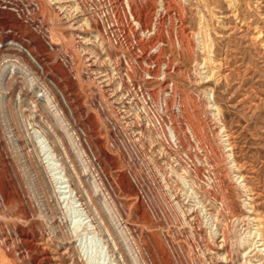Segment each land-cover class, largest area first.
<instances>
[{
  "label": "rangeland",
  "instance_id": "rangeland-1",
  "mask_svg": "<svg viewBox=\"0 0 264 264\" xmlns=\"http://www.w3.org/2000/svg\"><path fill=\"white\" fill-rule=\"evenodd\" d=\"M33 1L39 6L34 18L40 25L50 24V39L58 48L47 47L31 25L0 14V27L13 28L17 41L24 42L44 69L35 71L34 61L29 63L17 49L10 65L0 52V180L10 179L20 196L11 208L0 210V235H6L12 245H2L0 239V264H8L3 254L16 264H34V256H39L37 250L18 255L21 229L35 236L34 242L49 251L54 264H232L222 248L223 238L211 235L210 226L184 195L182 178L191 177L174 167L181 162L183 167L201 169L202 181L212 191L210 201H215L216 211L220 208L226 214L220 220L230 226L231 246L238 242L236 235L245 240L252 231L256 235L261 221L264 231V0H174L175 8L168 10L161 0H142L144 31L139 28L133 39L147 42L146 50L164 43L150 61L163 67L168 62L169 68L174 64L179 69L173 68L164 79H145L134 55L105 36L101 45L93 27H77L83 22L80 14L91 12L95 4L67 23L64 13L46 0ZM168 12L176 22L181 20L187 42L182 48ZM164 13L167 20L157 24ZM81 40L87 41V50L95 52L100 62L93 53L84 56L76 51ZM60 49L71 55L73 72L59 60ZM124 53L129 63L119 66L118 58ZM131 82L136 83L135 89L143 85L155 101H145ZM20 85L24 86L21 95ZM38 93L44 96L37 97ZM144 103L154 117L165 115V128L181 120L189 143L186 138L184 144L160 143L148 135L142 125L149 115ZM173 104L185 114L180 116L178 107L172 110ZM49 124L67 149L66 159L81 186L97 194V210L91 217L69 192L66 170H62L66 163L61 166L50 148H43L47 144L42 132ZM125 130L135 132L131 157L120 146ZM157 172L176 185L180 196L175 200L184 204L186 213L166 208L161 191L150 188ZM123 176L133 183L149 212L154 214L157 207L166 216L145 218ZM237 215L242 218L235 219ZM106 226L113 239L105 234ZM257 244L256 248L253 243L245 245L250 246L247 264H264L262 242Z\"/></svg>",
  "mask_w": 264,
  "mask_h": 264
},
{
  "label": "bare ground",
  "instance_id": "bare-ground-1",
  "mask_svg": "<svg viewBox=\"0 0 264 264\" xmlns=\"http://www.w3.org/2000/svg\"><path fill=\"white\" fill-rule=\"evenodd\" d=\"M28 1L35 3L37 5V3L34 2L33 0H28ZM90 1L91 0H85V1L83 0L82 2L76 1V0H68V1H65V0H46V2H48L50 5L54 6L55 9L59 11V13H64V15L62 16L63 17L62 19H67V23H72L73 20L76 18L77 13L82 11L83 8H85L86 11H90ZM96 1H97L96 4L94 3L96 6L91 12L85 13V14H83V13L80 14L79 20H82L83 22H81V24H79L77 26L78 28H81V29L82 28H85V29L89 28L90 29V27H93L94 29H96L98 33L95 34V37L99 39V42H101L100 43L101 45L104 44L103 39L105 37H106V39L111 40V42H113V44L116 41L119 45V48L122 51H125L127 53L129 52L130 54L134 55L135 62L137 64V66H139V68H142L141 72H139V74H140V76L143 74L142 76H144L145 79L156 78V77H160V78L164 79L166 77V75L169 74L173 68L175 70L178 69V67L174 64H172V67L169 68L170 65H168V62H165V65H164L165 67H163L161 65L159 66L158 63L156 62V64H155L156 66L154 68H152L153 64L150 60H152V59L155 60L157 54L151 53V51L146 50L147 49L146 47L148 44L147 42L145 43L143 41H140V42L137 41L139 43V47H140L139 54L133 50V44L135 43L133 37L137 38L138 31H140V30H138L139 28H141L142 31H144L143 21L141 18L142 15H141V12L139 11V6H140V4H142L141 3L142 0H96ZM65 2L66 3L68 2V3L65 4ZM161 2H163V5L166 7V10H168L169 8H175V5H176L174 0H161ZM37 7L39 8L38 5H37ZM172 10L174 11V9H172ZM5 13H7L8 15H11L12 18H14V19L15 18L18 19L17 15L12 13V12L11 13L5 12ZM166 15L167 14L164 13V14L158 16V19H157L158 23L157 24H159L161 22L164 23V21L167 20ZM168 15H169V18L171 20V22H170L172 25L171 28L177 34L178 47L182 48V46H184L185 43H187V42H186L185 37L183 36V33H182L181 20H179L178 22L173 20L174 16H173L172 12H168ZM74 25L75 24H72L71 27H74ZM136 26H138V28H136ZM103 36H105V37L103 38ZM5 37L6 36H3V39H0V41L6 40ZM260 37H261V35H258L256 39H259ZM106 39H105V41H106ZM15 41H16V43L13 44V46H12L13 49H17V51L21 54L25 51L24 48L29 50L30 54L38 62L37 57L31 52L30 49L26 48L22 42L17 41V40H15ZM86 42H87L86 40L85 41L81 40V42H80L81 44L76 46V51L81 53L84 56H86L87 54L93 53L94 57H96V60L98 59V62H100L99 58H97L98 55L95 52H93L91 50H87L86 45H85ZM161 45H162L161 43L158 45L159 46L158 50H160L162 48V47H160ZM19 58H25V57L23 56V57H19ZM102 63L109 64L110 61L104 60V62H102ZM117 63L119 66L127 65L129 63L128 55L126 53L122 54L118 58ZM110 64H112V63H110ZM41 69L44 71L42 66H41ZM23 89H24V86L20 85L19 86V94L20 95H21V91H23ZM41 96H44V93H42L41 95H39V93L37 94V97H41ZM45 98H47L46 99L47 101L49 100L47 95ZM146 99L147 98H145V101H147ZM150 99L155 101L154 100L155 98L152 94L149 95V100ZM50 104H51V102H50ZM158 106H159L158 110H160V108H163V110H164L163 102H161V101L158 102ZM214 106H215V103H212L209 105V107L211 109ZM177 107L178 106H176V104H173L172 110L175 111ZM144 108L147 110L149 115L145 116L144 123L142 125H144V126L146 125L144 130H145V132H149V133H147L148 135L155 137L156 141H159L160 143L163 141L165 143V140H166V142H168V143L172 142L173 144H177L179 142V144L180 143L184 144L185 138H186V143H189L188 129L184 127L181 120L179 123H175L174 127L172 124V126L165 128L167 121H166V117H164L165 116L164 114H163L164 116L160 115L161 117L160 116L154 117L153 115L150 114L151 108L149 106H147V103H144ZM178 113H180V116L185 114L182 112V109L180 108V106L178 107ZM135 122H137V121H135ZM190 123H193V122H190ZM188 128H189V131L191 132V134H193L194 138H196V129L193 128V126H191V125L188 126ZM43 132H42V134H43V137L45 138V142L47 144L46 146L44 145L43 148L44 149H47V147L50 148V151H52L53 155L56 157L55 159H57L58 162H61L60 163L61 166H63L64 163H66L62 170H66V176H67V179L69 182V187H70L69 192H70V194L75 195V198L80 202V206L82 205L83 210L86 211V214L88 215V217H91V215H93V213L94 214L96 213L95 210H97V207H96V205H97L96 204V195L97 194H95L94 191H89V189H86V188L84 189L81 186V182H80L81 179H79V175L77 174L76 171H73L74 169L72 170L71 165H69V163L66 159L67 157H69L68 153H67V149L65 147L62 148L61 143H60V139L57 137L59 135L56 136V132H54V130L52 129V125L49 124V127L47 129L43 130ZM133 133H135V132L133 131L132 133H129L128 131H126L124 133L125 140L120 142L121 148H124L126 151H128L130 157L132 156V153H131L132 145L135 144V139L132 136ZM136 135H138V133ZM48 136L54 138V141H50ZM164 151H165V149H160L159 152L164 153ZM43 152H45V151H43ZM105 152H106V154H108V151H105ZM171 165H173V163ZM174 168H175L176 172H178L182 175L185 173L191 177V179H186L187 177L182 178V183H183L182 189L185 192L184 195L192 200L193 203H192V205H190V207L194 208V210L197 209V214L200 213V215L202 216L205 223L210 226L211 235L212 236L218 235L219 237L223 238V240L221 241L222 242L221 245H222V248L224 249V251L226 252L227 258L229 259V261L232 264H247V262H248V258H247L248 257V252H247L248 250H247V248L250 247V246H248V247L245 246L247 243H253V246H255V248H256L257 246L260 245V244L259 245L257 244L258 241H261L262 242L261 245L264 248V231H263V227L261 228V222H263V221H261L260 225L258 226L259 227L258 232L256 231V235L258 237H256V235L254 234L255 232L253 233V231L250 232L248 240H245L244 238H241V237L239 238L236 235L238 242L235 244V246H233V245L231 246L229 244L230 243L229 242L230 236L228 233V231H229L228 227H230V226H227L229 224L225 225L220 220V215L225 217L226 214L224 212H222V210H220V208H219V210L216 211L217 207L215 206L216 205L215 201H210L212 191H210L209 189H206V186H205L204 182L202 181V176L200 174L201 169L196 168V169L192 170L189 167H183V164L181 162H178ZM191 173H194L195 175H193V174L191 175ZM153 175L155 177L149 183V186H150V188H151V186H153V187L155 186L158 190L161 191L160 192L161 197H163L164 200H167L166 208H168L169 210H172L174 212H176V210H174V209L178 208L182 213H186L187 211L183 207L184 204L181 203L180 200H178V201L175 200L177 197L180 196L179 192L178 193L176 192V185L174 186L172 184V182L169 181V179L165 176V174L163 172H161V173L157 172ZM123 178L125 179V183L127 185L126 187H127L128 192L130 193L131 196H134L138 207L140 209H142L143 213L145 214V218L150 219V217H151L154 219V217L155 218L158 217L159 214L166 215V211H164L161 208L159 209L157 207H153V210L155 212L154 214L149 212V210L145 207V204H143L142 200H140V198L137 194L138 192H137L135 186L133 185V183L128 178H126L124 176H123ZM17 198L19 199L20 196H18V193L16 192V189H15L12 181H10V179H7V180L1 179L0 180V210H1V208H11L14 205V203L16 202ZM214 199H216V195H215ZM174 200H175V203L173 202ZM209 204L212 205L211 208L208 207ZM99 207H101V206H99ZM239 218H242L241 215H237V217L235 219H239ZM92 220L93 219L90 218V221H92ZM99 220H100V218H99ZM93 225H95V224H93ZM100 227L103 228L102 226H100ZM95 228H96V226H95ZM104 232L108 237H110L112 239L114 238L112 230H111V228H109V226H106V231H104ZM19 237L21 239V242H19V245H18V250H17L18 255L21 256V254H25V253L27 254V253H31L34 250H37L39 252V256L38 257L36 255L34 256V258H33L34 264H54V262H53L54 259L50 255L49 251L46 248H42V246H40V244H37L36 242H34L35 236L29 237L28 233H26L23 229H21V230H19ZM255 237L258 239L260 238V239L254 240ZM110 238H109V240H110ZM227 238H228V240H227ZM0 239H2V241H1L2 245H8L9 244V238L6 235L5 236L0 235ZM15 241H13V242L15 243ZM256 244H257V246H256ZM206 245H207V249L211 248V246H209V244H206ZM9 246H12V245L9 244ZM241 246H242V248H241ZM11 254H12V252H11ZM12 256L14 257L13 254H12ZM3 259L8 264H16L14 262V258H11L8 254H3Z\"/></svg>",
  "mask_w": 264,
  "mask_h": 264
},
{
  "label": "built area",
  "instance_id": "built-area-1",
  "mask_svg": "<svg viewBox=\"0 0 264 264\" xmlns=\"http://www.w3.org/2000/svg\"><path fill=\"white\" fill-rule=\"evenodd\" d=\"M96 2H97L96 0L90 1V3H93L92 4V8H93L94 3L96 4ZM37 10H39L37 5L35 3L29 2L28 0H0V14H1V12H10V13L12 12V13L16 14L18 16V18L23 22V24L31 25L33 27V31L34 32L36 31L38 34H40L41 38L43 40H45V43H46L47 47H49L50 49H54L55 47H57V44H55L53 42V40L50 39V35H51L50 24L43 23L42 25H40L38 23L37 19H35L34 16H33L34 11H37ZM1 15H3V14H1ZM14 32L15 31H14L13 28L11 29V28H9L7 26L0 27V34L6 36L5 37L6 40L0 41V52L2 53V56L5 57V61L9 62V65L14 63V61L11 59L12 57H10V56L13 54L12 53L13 52V47L12 46H13V44L16 43L15 40H18L16 37H14ZM134 41H135V43L133 44V50L139 54V52H140L139 43L137 42V40H134ZM115 44L117 45L118 43L115 41ZM161 44L162 45L160 47L164 46V44L162 42H161ZM158 45L159 44L157 43V45H155L154 48H151V49H149L147 51H151V53H154V54L158 53L157 52V50L159 48ZM24 50L25 51L22 53V55L26 56V58L29 61V63H32L31 61H34V63L32 64L34 70L38 71L39 68L41 69L40 64L30 54L29 50H27L25 48H24ZM6 54L8 56H5ZM58 58H59L60 61L63 62V64L71 72H73L72 71V65H73L72 57H71V55H69V53L66 50L60 49ZM16 62L18 63L17 60H16ZM155 63L156 62L152 63L153 64L152 68H154L156 66ZM150 79H152V78H150ZM50 81H51V79H49L48 84H50L52 86ZM130 85L133 87V89H135V87H137L135 82H131ZM136 90H138V92H141V94H142L141 97L142 98H144V99L147 98L146 100L150 101L149 100V94L150 93H147V92L145 93L143 85L140 84V87L136 88L135 91ZM18 97H19V95H18ZM132 100L133 101L135 100V103L138 104V105H139V103H141V101L139 102V100H136L134 97H132ZM148 104L151 105V103H148ZM79 139L82 142V140H81L82 138L80 137V134H79ZM190 162L192 164V167H194L195 166L194 161H190ZM165 216L166 215H163V214L161 215L160 214V215H158L156 220H160V219L164 218ZM163 235H164L165 239L168 242L169 240H168V237H167V232L165 230H163Z\"/></svg>",
  "mask_w": 264,
  "mask_h": 264
}]
</instances>
